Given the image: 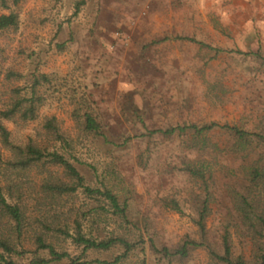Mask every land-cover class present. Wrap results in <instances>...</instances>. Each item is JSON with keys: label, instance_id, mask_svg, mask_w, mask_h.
<instances>
[{"label": "rangeland", "instance_id": "1", "mask_svg": "<svg viewBox=\"0 0 264 264\" xmlns=\"http://www.w3.org/2000/svg\"><path fill=\"white\" fill-rule=\"evenodd\" d=\"M79 1L21 0L12 7L20 22L0 30V66L23 76L0 78V108L34 71L80 85L113 143L86 139L74 162L91 184L105 182L128 203V220L104 214L98 229L101 237L139 241L121 264H226L211 253L224 254L226 232L233 258L255 264L257 246L234 208V193L246 192L245 168L261 150L237 151L234 137L220 128L208 133L203 151L189 147L192 133L150 131L212 121L252 132L264 127V0H84L76 12ZM9 11L0 6V14ZM71 111L59 92L36 120L5 124L23 142L43 134L44 117L55 115L76 137ZM197 161L206 181L182 170ZM206 197V244L187 257L157 253L154 246L173 250L187 236L199 239L194 218ZM172 198L182 212L165 205ZM65 247L81 253L70 240ZM122 252L119 245L90 250L85 259L112 260Z\"/></svg>", "mask_w": 264, "mask_h": 264}, {"label": "trees", "instance_id": "2", "mask_svg": "<svg viewBox=\"0 0 264 264\" xmlns=\"http://www.w3.org/2000/svg\"><path fill=\"white\" fill-rule=\"evenodd\" d=\"M20 1L0 0V6L10 10L0 14V30L18 28L20 15L12 7ZM83 2H78L76 12ZM196 42L212 48L201 41ZM58 47L63 49L65 43H59ZM220 50L216 49L217 52ZM252 54L261 56L260 52ZM22 76V73L12 69L5 72L0 66V78L11 80L21 79ZM59 92L72 105L76 137L64 129L55 115H51L44 117L43 134L23 142L14 140L5 122L18 124L36 120L47 99ZM216 128L229 132L235 139L236 150L245 155L261 150L245 168L249 186L246 192L234 193V208L257 246L255 264H264V127L252 132L236 125L212 121L202 126L193 123L153 129L150 133H192L189 147L203 151L208 145V133ZM94 137L113 143L104 132L99 114L77 83L34 71L25 85L11 89L10 97L0 108V264L64 261L65 264H121L138 246L139 241L126 234L101 237L98 233L104 214L128 220V203L122 202L105 182L91 184L75 164L74 161L79 160L75 154L77 145ZM182 170L206 181L207 171L202 161L189 162ZM106 171L116 173L112 165H108ZM81 195L83 198H80ZM165 205L182 212L176 199L165 200ZM209 215V198L206 197L194 218L199 239L187 236L173 250L155 246L154 250L167 258L187 257L191 250L206 244ZM69 240L81 249L79 255H72L65 247ZM223 242L224 254L211 251L213 257L226 264H250L242 256L233 258L229 233L224 234ZM117 245L123 248V252L112 260L85 259L90 250H109Z\"/></svg>", "mask_w": 264, "mask_h": 264}]
</instances>
